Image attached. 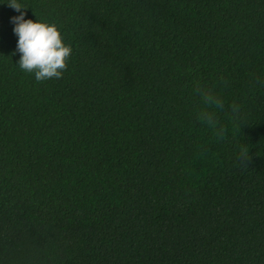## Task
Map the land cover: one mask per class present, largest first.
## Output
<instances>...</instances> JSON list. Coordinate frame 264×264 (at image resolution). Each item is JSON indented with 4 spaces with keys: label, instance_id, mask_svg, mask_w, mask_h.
<instances>
[{
    "label": "trees",
    "instance_id": "trees-1",
    "mask_svg": "<svg viewBox=\"0 0 264 264\" xmlns=\"http://www.w3.org/2000/svg\"><path fill=\"white\" fill-rule=\"evenodd\" d=\"M7 2L0 264H264V0H22L72 48L42 82Z\"/></svg>",
    "mask_w": 264,
    "mask_h": 264
},
{
    "label": "clouds",
    "instance_id": "clouds-1",
    "mask_svg": "<svg viewBox=\"0 0 264 264\" xmlns=\"http://www.w3.org/2000/svg\"><path fill=\"white\" fill-rule=\"evenodd\" d=\"M18 15L11 18L13 32L18 37L16 52L19 60L16 63L23 71L34 75L38 82L62 78L72 54L71 46L66 43L60 27L40 18L26 19L28 9L22 0L7 2ZM200 98L201 110L198 115L209 125L215 124L217 110L224 108V100L211 89L198 85L195 89ZM238 105H233V111Z\"/></svg>",
    "mask_w": 264,
    "mask_h": 264
}]
</instances>
